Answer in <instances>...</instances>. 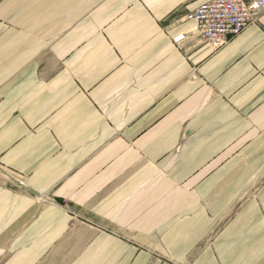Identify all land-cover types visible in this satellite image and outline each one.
Wrapping results in <instances>:
<instances>
[{
  "label": "crops",
  "instance_id": "0c3cea01",
  "mask_svg": "<svg viewBox=\"0 0 264 264\" xmlns=\"http://www.w3.org/2000/svg\"><path fill=\"white\" fill-rule=\"evenodd\" d=\"M208 1L0 0V264H264V15Z\"/></svg>",
  "mask_w": 264,
  "mask_h": 264
},
{
  "label": "built area",
  "instance_id": "2783aa9c",
  "mask_svg": "<svg viewBox=\"0 0 264 264\" xmlns=\"http://www.w3.org/2000/svg\"><path fill=\"white\" fill-rule=\"evenodd\" d=\"M263 15L264 0H210L185 18L195 22L200 38L213 51H218L246 28L258 24ZM183 40L181 35L173 41L179 44ZM17 185L24 187L23 180L19 179Z\"/></svg>",
  "mask_w": 264,
  "mask_h": 264
}]
</instances>
